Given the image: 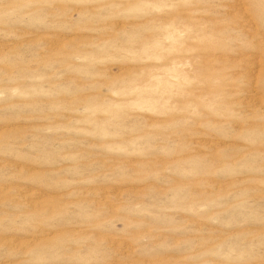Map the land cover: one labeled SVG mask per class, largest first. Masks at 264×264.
<instances>
[{
	"label": "rangeland",
	"instance_id": "obj_1",
	"mask_svg": "<svg viewBox=\"0 0 264 264\" xmlns=\"http://www.w3.org/2000/svg\"><path fill=\"white\" fill-rule=\"evenodd\" d=\"M0 264H264V0H0Z\"/></svg>",
	"mask_w": 264,
	"mask_h": 264
}]
</instances>
